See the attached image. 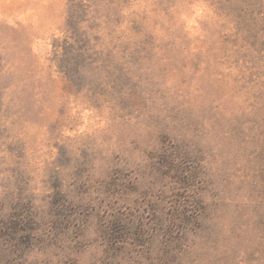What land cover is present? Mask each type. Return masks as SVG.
<instances>
[{"label":"rangeland","instance_id":"1","mask_svg":"<svg viewBox=\"0 0 264 264\" xmlns=\"http://www.w3.org/2000/svg\"><path fill=\"white\" fill-rule=\"evenodd\" d=\"M0 264H264V0H0Z\"/></svg>","mask_w":264,"mask_h":264}]
</instances>
